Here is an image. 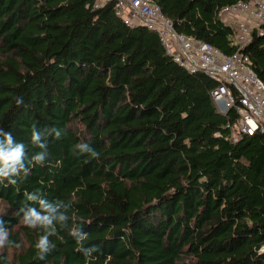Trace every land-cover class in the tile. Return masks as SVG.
Listing matches in <instances>:
<instances>
[{
	"label": "trees",
	"instance_id": "16d2710c",
	"mask_svg": "<svg viewBox=\"0 0 264 264\" xmlns=\"http://www.w3.org/2000/svg\"><path fill=\"white\" fill-rule=\"evenodd\" d=\"M151 1L176 32L246 53L264 82V22L240 46L219 15L239 0ZM95 3L0 0V127L29 155L33 126L62 130L47 138L43 165L15 185L0 181L11 242L0 264H264V133L232 141L237 114L217 111L216 81L176 63L112 0ZM79 143L98 158L78 154ZM36 189L71 205L68 227L88 234L91 256L58 226L38 258L43 230L15 215Z\"/></svg>",
	"mask_w": 264,
	"mask_h": 264
},
{
	"label": "built area",
	"instance_id": "2783aa9c",
	"mask_svg": "<svg viewBox=\"0 0 264 264\" xmlns=\"http://www.w3.org/2000/svg\"><path fill=\"white\" fill-rule=\"evenodd\" d=\"M108 0H96L99 5ZM114 12L130 26L154 30L166 53L189 72L202 71L216 81L210 91L217 111L234 108L236 119L229 138L264 133V82L249 65V56L236 51L225 54L208 42L175 31L172 21L151 0H112ZM220 17L232 27L235 41L242 46L254 27L264 22V0H239L223 5ZM218 135V133H217Z\"/></svg>",
	"mask_w": 264,
	"mask_h": 264
},
{
	"label": "clouds",
	"instance_id": "9594fccd",
	"mask_svg": "<svg viewBox=\"0 0 264 264\" xmlns=\"http://www.w3.org/2000/svg\"><path fill=\"white\" fill-rule=\"evenodd\" d=\"M15 103L19 107L24 104L23 97H16ZM62 130L56 127H45L37 129L33 126L30 133L31 145L38 149L34 154L29 155L28 148L23 141H17L10 133L5 132L0 127V181L7 180L9 184L15 185L17 178L23 179L30 172V165H43L48 156L47 138L54 136L59 139ZM79 149L78 154H88L92 158H98L96 152L87 143H79L76 146ZM25 200L15 215L21 216L23 224L32 229H42L43 234L38 236L35 248L38 250V258L43 260L45 256L55 247L50 241V236L58 233V226L61 229H67L77 243V251L85 257L91 256L96 251L94 247H85L83 242L88 238V234L80 227H68V210L71 207L64 200H49L44 193L39 190L31 192L25 191ZM9 231L5 226V221L0 218V248H4L9 241ZM19 247V244L15 245Z\"/></svg>",
	"mask_w": 264,
	"mask_h": 264
}]
</instances>
